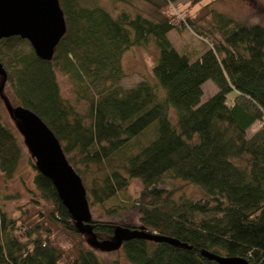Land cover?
Returning <instances> with one entry per match:
<instances>
[{
	"label": "trees",
	"instance_id": "obj_1",
	"mask_svg": "<svg viewBox=\"0 0 264 264\" xmlns=\"http://www.w3.org/2000/svg\"><path fill=\"white\" fill-rule=\"evenodd\" d=\"M102 1L59 0L66 31L49 60L18 35L0 39L11 104L53 132L89 207L136 218L122 224L134 233L119 244L129 264H220L201 251L264 264V26L209 4L177 16L165 11L175 0H144L153 7L148 15L112 14ZM186 28L204 39L201 50L172 44L169 32ZM151 45L152 75L123 87L125 52ZM57 74L67 77L72 98ZM208 79L217 91L201 101ZM31 158L34 209L19 205L11 215L0 202V264H105L85 243L112 239L118 225L90 220L82 231ZM21 159L22 146L0 117L4 179ZM130 178L140 182L136 195L127 192ZM190 186L198 197L185 193Z\"/></svg>",
	"mask_w": 264,
	"mask_h": 264
},
{
	"label": "water",
	"instance_id": "obj_2",
	"mask_svg": "<svg viewBox=\"0 0 264 264\" xmlns=\"http://www.w3.org/2000/svg\"><path fill=\"white\" fill-rule=\"evenodd\" d=\"M65 31L66 25L59 0H0V39L13 35L27 39L39 58L51 59L54 47ZM0 76L1 95V87L6 79L1 62ZM8 111L23 135L37 171L52 181L76 226L82 231L88 230L91 213L86 190L80 176L68 163L56 136L31 110L21 105H9ZM132 234L134 233L128 227L117 226L112 240L101 242V246L117 247L123 239ZM153 238L176 242L162 236ZM201 253L220 264H249L244 258L225 257L206 251Z\"/></svg>",
	"mask_w": 264,
	"mask_h": 264
},
{
	"label": "rangeland",
	"instance_id": "obj_3",
	"mask_svg": "<svg viewBox=\"0 0 264 264\" xmlns=\"http://www.w3.org/2000/svg\"><path fill=\"white\" fill-rule=\"evenodd\" d=\"M107 9L111 10L112 14L123 8L134 12L140 10L143 14L148 15L152 12L153 7L144 0H126L124 2L103 0L101 2ZM209 4L212 8L226 13L227 15L241 21L248 23H260L264 26V0H199V2L192 4L191 0H175L165 7L167 13H175L177 16L193 15L202 7V5ZM114 11V12H112ZM170 41L177 48L185 47L187 44L194 46L195 49L201 50L204 46L203 40H200L189 28L179 30H171L168 34ZM203 41V42H202ZM206 41V40H205ZM206 43V42H205ZM209 45V44H208ZM155 50L153 46L148 49L142 47H133L125 52L122 58V65L126 75L121 79L120 84L123 87H130L141 78L149 76L152 65L154 63ZM61 91L64 96L72 98L70 83L66 76L57 74ZM2 77L0 76V86ZM7 86L3 84L1 87L0 95V117L2 123L9 127L22 146V159L19 163L15 176L11 179H4L0 172V202L3 208L11 215L18 213L17 207L25 205L31 209L29 198L33 184L34 168L30 165L29 160L32 159L31 154L25 145L23 135L20 133L15 120L10 116L8 106L11 105L9 94L7 93ZM201 101L206 100L217 91V86L210 79L202 84ZM233 92L227 93V101L233 99ZM257 129V124L254 123L248 129L249 134H252ZM175 183L178 184V181ZM140 189V182L136 178H130L127 192L131 195H136ZM185 193L189 196L198 197L199 191L194 187H187ZM16 194V197L6 198L5 195ZM91 220H106L113 221L118 226H122L124 221H128L131 225H136L137 221L134 217H127L123 214L119 218L107 216L100 211V207L95 205L90 207ZM126 221V222H127ZM126 227V226H123ZM57 240L64 247L67 248L71 245L69 239L57 236ZM112 240V239H110ZM86 247L93 249L97 255L104 261L105 264H129L124 257L119 246L107 248L101 246L100 242H93L91 238L87 239Z\"/></svg>",
	"mask_w": 264,
	"mask_h": 264
}]
</instances>
